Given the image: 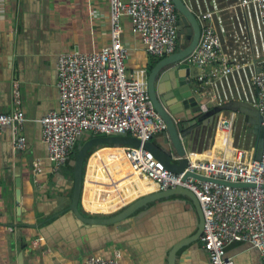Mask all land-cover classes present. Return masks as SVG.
<instances>
[{
  "label": "crops",
  "instance_id": "0c3cea01",
  "mask_svg": "<svg viewBox=\"0 0 264 264\" xmlns=\"http://www.w3.org/2000/svg\"><path fill=\"white\" fill-rule=\"evenodd\" d=\"M191 5L197 16L213 12L211 22L221 38L223 57L236 58L241 65L239 71L202 87L194 110L197 112L202 101L209 111L224 98L251 99L248 71L256 56L263 55L260 46L251 44L249 36L241 32L242 12L234 0H191ZM121 25L128 52L127 72L144 89L149 72L159 60L146 53L128 18H122ZM109 31V0H0V114L19 109L25 119L22 134L26 138L25 150L15 152L10 131L4 129L0 137V264H78L90 255L110 258L115 251H120L118 264H167L172 247L184 239L190 241L197 232L191 201L181 196L147 204L117 226L83 225L67 210L74 158L71 155L58 170L52 168L39 120L58 107V56L72 50L96 51L109 43ZM241 36L249 42H242ZM189 69L192 78L203 76L198 68ZM175 82L172 76L169 86ZM14 84L18 104L13 100ZM194 84L197 81L193 88ZM221 117L215 125L205 122L214 130L205 140L206 147L194 149L189 156L205 158L211 151L218 153L214 145L221 132ZM245 126L242 128L250 134L247 121ZM159 138L155 136L152 141ZM87 139L85 135L77 141L76 153L78 145ZM238 141L241 144H234L236 147L251 146L245 137H238ZM111 148H92L83 166L80 202L86 212L115 213L139 197L159 192L152 181L131 177L121 150ZM35 240L39 241L35 244ZM226 254L235 264H261L258 252L246 243L229 245ZM176 264L210 261L197 240L177 253Z\"/></svg>",
  "mask_w": 264,
  "mask_h": 264
},
{
  "label": "built area",
  "instance_id": "2783aa9c",
  "mask_svg": "<svg viewBox=\"0 0 264 264\" xmlns=\"http://www.w3.org/2000/svg\"><path fill=\"white\" fill-rule=\"evenodd\" d=\"M234 6L243 14L239 20L242 34L249 36L251 44H258L263 55L262 58L256 56L248 71L251 99L246 96L237 99L258 110L263 131L260 160L255 159L254 145L246 149L232 145L234 114L222 115L219 121L230 148L219 149L216 155L208 158L188 155L181 173L167 170L152 151L144 147L165 132L166 125L155 111L146 87L141 88L127 72L128 52L122 40L121 22L124 17L129 19L151 58L169 57L177 52L180 44L178 14L172 0H109V43L93 52L72 50L58 56V107L42 117L39 124L41 140L54 170L67 163L77 141L85 135L88 138L130 136L138 139L139 146L111 149H120L130 169L155 183L159 192L180 187L196 197L204 219L199 240L210 264H235L226 254V248L233 243L248 244L258 252L260 263L264 264V0H234ZM212 16L213 12L197 16L199 20H206L207 25L201 28L195 49L176 64H186L203 73L197 80L190 76L191 81H197L192 90L196 95L203 92L202 87L241 69L236 58L223 57L221 38L211 22ZM244 36L240 37L241 41L249 42ZM13 100L18 104L17 84H14ZM227 102L230 100L224 98L217 105ZM199 106L201 112L208 111L206 101ZM24 121L19 109L0 114V137L8 127L15 152L26 148V138L22 134ZM188 173L210 181L186 177ZM119 257L120 251H115L110 258L90 255L78 264H118Z\"/></svg>",
  "mask_w": 264,
  "mask_h": 264
},
{
  "label": "water",
  "instance_id": "95a60500",
  "mask_svg": "<svg viewBox=\"0 0 264 264\" xmlns=\"http://www.w3.org/2000/svg\"><path fill=\"white\" fill-rule=\"evenodd\" d=\"M172 4L178 14L177 30L180 42L178 50L175 54L159 60L149 72L146 82L149 99L155 111L164 121L166 131L159 135V139L145 143L144 147L152 151L156 160L162 163L167 170L173 173H181L187 165V156L194 149L203 147L205 140L207 141L205 135L209 127L205 125V122L210 121L214 124L220 115L226 113L236 115L239 113L245 117L250 128L249 132L254 136L255 159L260 160L263 147V131L258 110L254 106L245 101L234 100L216 106L205 113L201 112L199 107L197 112L194 110L197 103H199V98L191 90L193 81L190 78V69L186 64L179 66L176 64L195 49L201 28L207 25V21L199 20L191 5V0H172ZM172 76H175L176 82L169 86ZM232 104H235V107H230ZM195 112L198 115L195 116ZM5 129L9 131L8 127H5ZM198 144L199 146H197ZM101 145L111 147L139 146L140 142L130 136H92L78 147L76 156L71 162L73 189L71 202L67 210L83 225L117 226L134 215L140 208L154 201L170 196L185 197L191 201L190 208L194 210L196 216L197 232L190 241L187 238L176 243L168 253L167 264H176L177 253L192 241L200 239L204 225L201 207L196 197L188 190L177 187L174 190L155 192L149 196H143L112 216L97 217V214L87 212L92 215L88 217L79 210L78 203L83 187L82 171L84 162L89 156V151L92 148H99ZM173 160H176V163H173ZM187 176L210 181L190 173L186 174Z\"/></svg>",
  "mask_w": 264,
  "mask_h": 264
},
{
  "label": "rangeland",
  "instance_id": "374dc122",
  "mask_svg": "<svg viewBox=\"0 0 264 264\" xmlns=\"http://www.w3.org/2000/svg\"><path fill=\"white\" fill-rule=\"evenodd\" d=\"M130 22V21H129ZM242 39V38H241ZM234 98H235V100H237V99H239L237 96H234ZM241 99V98H240ZM230 114H232V113H226V114H223L224 116H230ZM237 115V117H236V119H235V123H234V130H233V136H232V144H233V146H235V145H238V135L240 134V129L242 128V126H244V127H246L245 125H246V119H245V117L243 116V115H241V114H239V113H237L236 114ZM216 123V122H215ZM215 123L213 124V125H215ZM242 125V126H241ZM208 131H206V135H205V139H208V137H209V132H210V127H209V129H207ZM214 130V129H213ZM212 130V131H213ZM244 137V136H243ZM241 138V137H240ZM227 139V137L225 138L224 137V134L223 133H219L218 132V135H217V137L215 138V145H214V148H218V149H221L222 147H223V143L225 142V140ZM245 140L247 141V142H249L250 141V137H248V136H246L245 137ZM246 141H245V144H246ZM235 144V145H234ZM241 144V141L239 142V145ZM220 145V146H219ZM203 146H206L205 145V142H204V145ZM229 146V148H230V144L228 145ZM78 147H80L79 145H78ZM236 147V146H235ZM228 148V149H229ZM139 198H141V197H139ZM138 198V199H139ZM128 205V204H127ZM126 205V206H127ZM123 210V209H122ZM122 210H120V211H122ZM120 211H116L115 213H110V214H103V215H108V216H112V214L113 215H115V214H117L118 212H120ZM99 215H101V214H99Z\"/></svg>",
  "mask_w": 264,
  "mask_h": 264
},
{
  "label": "trees",
  "instance_id": "16d2710c",
  "mask_svg": "<svg viewBox=\"0 0 264 264\" xmlns=\"http://www.w3.org/2000/svg\"><path fill=\"white\" fill-rule=\"evenodd\" d=\"M155 60V59H154ZM156 61V60H155ZM154 61V62H155ZM246 137V136H248V137H250V141H249V143L251 144V145H254V142H255V139H254V136L252 135V134H249V133H247V131H246V129L244 128H241L240 129V134H239V138L240 137ZM92 153H93V151L92 152H90L89 151V156L87 157V158H89L90 157V155H92ZM72 156H71V158H75V156H76V150H74V152L71 154ZM86 158V160H85V162H84V165H85V163L87 162V159ZM83 165V166H84ZM84 173H85V170H84V168H83V171H82V177L84 178ZM78 208H79V210L85 215V216H88V217H90V216H92V215H90V214H88L84 209H83V207H82V205H81V202L79 201V203H78ZM113 215V214H112ZM97 216V215H96ZM103 216H108V215H103V214H101V215H98L97 217H103Z\"/></svg>",
  "mask_w": 264,
  "mask_h": 264
},
{
  "label": "bare ground",
  "instance_id": "6f19581e",
  "mask_svg": "<svg viewBox=\"0 0 264 264\" xmlns=\"http://www.w3.org/2000/svg\"><path fill=\"white\" fill-rule=\"evenodd\" d=\"M228 103H230V102H228ZM230 107H235V104H232V105H230ZM220 134H221V132H219ZM224 137L226 138V136H225V134H224ZM227 141H228V137H227V139L225 140V142L223 143V147L221 148V149H224V148H229V146H228V144H227ZM228 143H229V141H228ZM220 146V145H219ZM214 149H216V150H219L218 148H214ZM213 150V149H212ZM205 156V158H208V157H213L214 156V151H211L210 153H208V154H206V155H204ZM129 170H130V172H129V175L131 176V177H139V174H137V173H134L131 169H130V167H129ZM140 177H142V176H140ZM143 178H145V177H143ZM145 179H147V178H145ZM153 194V193H152ZM149 195H151V194H149ZM148 195V196H149ZM145 196H147V195H145ZM142 198V197H141Z\"/></svg>",
  "mask_w": 264,
  "mask_h": 264
},
{
  "label": "clouds",
  "instance_id": "9594fccd",
  "mask_svg": "<svg viewBox=\"0 0 264 264\" xmlns=\"http://www.w3.org/2000/svg\"><path fill=\"white\" fill-rule=\"evenodd\" d=\"M97 215H99V214H97Z\"/></svg>",
  "mask_w": 264,
  "mask_h": 264
},
{
  "label": "flooded vegetation",
  "instance_id": "af4514ba",
  "mask_svg": "<svg viewBox=\"0 0 264 264\" xmlns=\"http://www.w3.org/2000/svg\"><path fill=\"white\" fill-rule=\"evenodd\" d=\"M212 129V128H211Z\"/></svg>",
  "mask_w": 264,
  "mask_h": 264
}]
</instances>
